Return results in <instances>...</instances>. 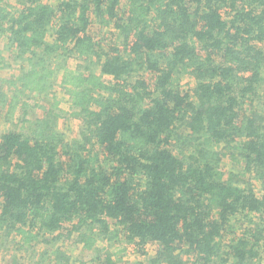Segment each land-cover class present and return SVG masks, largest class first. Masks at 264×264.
Instances as JSON below:
<instances>
[{
  "label": "trees",
  "instance_id": "obj_1",
  "mask_svg": "<svg viewBox=\"0 0 264 264\" xmlns=\"http://www.w3.org/2000/svg\"><path fill=\"white\" fill-rule=\"evenodd\" d=\"M14 2L0 0V39L20 63L0 88V249L68 264L62 247L36 249L60 238L95 264H127L128 249L144 264H260L264 0ZM55 82L81 123L71 141L56 96L26 124L38 104L25 95ZM17 111L21 127L2 130Z\"/></svg>",
  "mask_w": 264,
  "mask_h": 264
},
{
  "label": "rangeland",
  "instance_id": "obj_2",
  "mask_svg": "<svg viewBox=\"0 0 264 264\" xmlns=\"http://www.w3.org/2000/svg\"><path fill=\"white\" fill-rule=\"evenodd\" d=\"M10 2L12 5H15L14 0H10ZM119 9V12L121 13L124 10V5H120ZM92 28L93 30H98L100 32V37L104 38L106 43H112L115 40V33L110 32L109 28H98L97 22H94L92 24ZM5 44V40L1 38L0 49L3 50L2 53L4 55V59L0 61V88L5 89L6 86V89H8L6 83L2 84L1 82H3L4 79H15L20 73V63L18 59L14 58L13 55L6 50ZM77 60L78 59L72 57L68 60V66L75 65L76 63H78ZM192 85L193 80L191 78L186 76L182 77V87L184 89H190ZM52 90V93H49L48 95H46V97H42V95L33 93L25 95V98L29 100L32 106L34 103L38 104V106L36 107H31L27 109L25 119H27L28 123L26 124H29L31 120L43 117L44 112L49 108L50 104H52V98L56 96L59 102V107L63 109V112L61 114L62 117L57 121V130L63 139H65L66 141H71L72 139L77 138L81 126L80 120L73 118L67 112L68 104L64 95V90L58 85V82L54 83ZM2 108L3 105H0V112L2 111ZM19 115L22 116L17 111L13 119L5 123V125L2 127V130L5 131L9 127L13 129H19L22 125V121L20 119L23 118L22 116L19 119ZM49 238H51V235L49 236ZM119 245L120 244L115 241L109 244V248L113 250ZM39 246H42L44 249L52 248L51 250L47 251L46 255H43L46 258H49L54 255V253L52 252L54 249L62 247V249L71 257V260L70 262H68V264L97 263V260H95V263L90 260L94 258V254H92V252L83 251L79 245L75 244V242L70 239L62 240L60 238H56L49 245H43L42 243L37 244L36 249ZM16 247L17 246L13 245V242L9 241L8 239V241L3 245V248L0 249V264H15L13 260H18L19 263L25 264V260L21 259L20 257L21 254L24 256V251L21 252L19 249L17 250ZM262 255L264 256V253ZM119 256L123 257L122 263L127 264H144L146 260L144 257L138 256V254L134 253L132 249H128L127 251L119 254ZM260 264H264V257L261 258Z\"/></svg>",
  "mask_w": 264,
  "mask_h": 264
}]
</instances>
